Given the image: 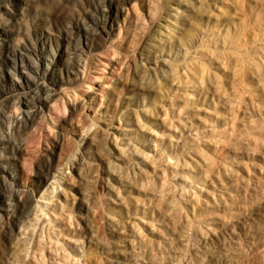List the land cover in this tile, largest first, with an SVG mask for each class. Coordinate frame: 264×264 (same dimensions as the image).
I'll use <instances>...</instances> for the list:
<instances>
[{"label": "bare ground", "instance_id": "6f19581e", "mask_svg": "<svg viewBox=\"0 0 264 264\" xmlns=\"http://www.w3.org/2000/svg\"><path fill=\"white\" fill-rule=\"evenodd\" d=\"M107 1L0 0V223L7 217L12 227L3 264H90L86 246L99 241L89 221L86 177L94 173L100 140L110 132L104 181L115 178L122 166L137 173L133 183L117 179L123 193L117 206L125 216L140 222L137 184L150 180V170L157 177L156 184L148 182L155 204L172 205L167 219L175 212V239L140 222L153 241L130 227L125 253L134 242L166 251L175 241V264H264V0H238L234 31L201 40L194 52L200 8L176 0L185 8L178 12L172 2L167 7L166 0H157L154 17L162 25L157 23L155 36L139 44L145 43L135 67L141 75L138 87L129 85L122 94L118 82L100 87L106 90L104 99L96 104L93 96L86 104L91 115L76 116L78 150L61 159L56 143L36 188L17 190L15 169L26 164L18 153L39 123L51 124V110L73 105L81 88L91 92L87 83L95 62L87 38L103 30L95 14L104 17ZM60 3L65 7L55 29L51 7ZM74 34L83 37V52L69 49ZM223 72L235 79L230 85L235 96H227L229 103L235 100L234 115L227 109L221 130L192 127L200 106L215 108L214 97L225 92ZM218 142L224 144L221 155L212 148ZM185 181L188 187H181ZM154 212L162 214L153 208L147 214ZM140 213L146 214L144 209ZM114 215L124 217L123 212Z\"/></svg>", "mask_w": 264, "mask_h": 264}, {"label": "rangeland", "instance_id": "374dc122", "mask_svg": "<svg viewBox=\"0 0 264 264\" xmlns=\"http://www.w3.org/2000/svg\"><path fill=\"white\" fill-rule=\"evenodd\" d=\"M171 2L172 5H175L172 6L173 9L178 7V12H183L185 9L181 5L176 4V0H166V6L169 7ZM157 3V0H110L104 4V17L95 14V17L104 25V28L103 30H96L95 37L87 38L89 42H92L91 45L94 52L91 55V60L95 62L90 67V81L87 83L91 92L86 93V89L81 88L78 91V98L73 105L69 107L68 105L59 104L53 108V112L51 110V124L46 119L42 120L37 130L24 143L22 150L18 153V158L19 160H25L26 164L17 166L15 169V174L19 180L18 191H33L36 188L37 180L43 174L46 158L56 151L54 149L56 143L61 145V159L78 150V135L75 128V125H77L76 116L78 114L84 116L91 115L93 110L89 109L86 104H88V99L93 96L95 100H98L95 101L96 104H99V101L104 99L106 90H100V87H103V85L107 87L118 82L116 88L120 89L121 94L129 85H136L138 87L139 84L136 81L141 75L135 67L140 61L139 55L145 43L139 44L146 38L148 40L151 37L150 35L155 36L154 31L156 30V26L158 24L162 25V21L158 22L159 20L154 17L156 8L157 6L159 7ZM181 3L185 6L189 4L195 5V7H199L201 10L198 13L197 27L194 30L195 46L193 47V52L197 50L201 40L204 42L208 38L216 37V35L222 34L226 30L233 32L237 25L239 14L238 0H184ZM88 5L89 3L86 4L87 9ZM62 6L65 7V4L60 3L59 6L51 7V25L55 29L59 28L62 22ZM90 11H92L91 8ZM166 14L167 12L161 14V20L166 17ZM155 19L158 21L155 22ZM83 40V37L79 34L72 36L69 43V49L72 50V53L74 51L83 52ZM105 47L108 48L105 49ZM111 47L117 48L119 55H116ZM220 59L222 58H218L217 62H220L218 61ZM224 63L228 64V60H225ZM221 68L223 70L227 69L224 66ZM225 73L221 83V85H224L223 90L225 92L220 91L219 95L214 97L215 108L205 104L200 106L199 109L202 111L199 114V118H193L192 123L188 121L192 127L205 126V129L215 128L221 130V118L227 112V109H229L230 116L234 115L233 113L236 109L235 100L229 103L230 99L227 96L230 95L231 98L235 96V88L230 86L235 79L229 72ZM62 77H65V75L63 74ZM210 96L213 97V94ZM94 110L101 111V109L96 108ZM108 112L114 114L111 109H108ZM89 121L90 118L85 120V125H88ZM188 122L185 123L188 124ZM110 133H104L102 136L99 147V159L95 158L94 173L86 177L87 190H89V196L91 197L89 203L91 216L89 221L92 231L99 241V244L91 243L86 246L87 260L90 264H150V260L157 264H175V241H173L172 246L166 251L156 246L153 248L143 246L138 242H134L132 249L128 250L127 253H125L126 250H123V242L125 240L131 241L128 238L132 234V232L128 233V231H131L130 227L143 240L152 239L148 230L144 228V225L139 224L140 222L149 225V228L154 231H162L160 233L162 237L168 236L171 239H175V212L172 218L167 219L168 214L172 210V205L165 203L155 204L157 199H154L153 196L156 193L148 182L153 180L156 184L157 177L150 170L146 172V177L150 180H143L137 184V189L141 192L139 193L141 196V206L146 214L150 213L153 208L161 211V216H157L156 212H154L155 215H151L152 217L148 214L143 215L140 213L143 209L139 211V217L136 218L140 222L134 220L133 217L135 216H125V211L117 206L118 197L123 195L118 180L124 183H133L134 174L137 175V173L134 170L132 171L131 168L126 171L127 167L122 166L117 170L118 173H114L115 178L110 179L112 182L109 179L108 182L104 181L108 177L104 171V161L110 159L108 155ZM213 147L215 148V155H221L224 144L218 142ZM210 153H212V149ZM67 172L70 175L75 174L70 168H68ZM175 182V178L172 179L174 186ZM179 185L181 187H188V181L179 183ZM12 205H14V202ZM114 212H123V219L119 220L114 215ZM14 214L15 209L13 208L9 216H13ZM173 218L174 220L171 221ZM76 220L79 225H82V218H77ZM11 230L10 218L4 217L0 223V264L4 263L8 253L7 235ZM122 251L124 254L120 256Z\"/></svg>", "mask_w": 264, "mask_h": 264}]
</instances>
